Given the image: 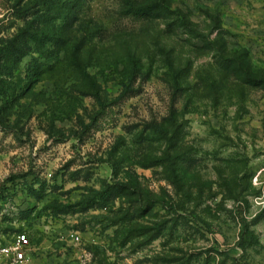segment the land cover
I'll return each instance as SVG.
<instances>
[{"label": "rangeland", "instance_id": "1", "mask_svg": "<svg viewBox=\"0 0 264 264\" xmlns=\"http://www.w3.org/2000/svg\"><path fill=\"white\" fill-rule=\"evenodd\" d=\"M19 231L22 264H264V0H0Z\"/></svg>", "mask_w": 264, "mask_h": 264}, {"label": "built area", "instance_id": "2", "mask_svg": "<svg viewBox=\"0 0 264 264\" xmlns=\"http://www.w3.org/2000/svg\"><path fill=\"white\" fill-rule=\"evenodd\" d=\"M31 242L25 231L16 233L14 239L0 242V264H22L26 260V251Z\"/></svg>", "mask_w": 264, "mask_h": 264}, {"label": "trees", "instance_id": "3", "mask_svg": "<svg viewBox=\"0 0 264 264\" xmlns=\"http://www.w3.org/2000/svg\"><path fill=\"white\" fill-rule=\"evenodd\" d=\"M154 9H156V6H154V5L153 6L147 5V6H139V7H130L128 9V12H133L136 15L143 16V15L147 14V12H150V11H152ZM190 33H192V31ZM227 62H229V61L227 60ZM230 64H231V66H233L236 63L234 64V62L233 63L231 62ZM11 180H13V179L12 178H9V180H7V182H11ZM22 220H25V219H22Z\"/></svg>", "mask_w": 264, "mask_h": 264}]
</instances>
